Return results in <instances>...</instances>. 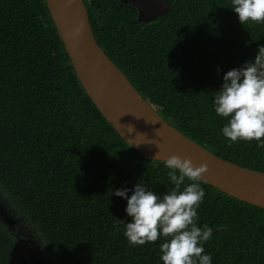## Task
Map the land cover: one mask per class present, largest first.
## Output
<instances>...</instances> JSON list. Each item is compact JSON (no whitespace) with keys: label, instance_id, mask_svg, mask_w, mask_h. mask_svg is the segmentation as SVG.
Wrapping results in <instances>:
<instances>
[{"label":"trees","instance_id":"obj_1","mask_svg":"<svg viewBox=\"0 0 264 264\" xmlns=\"http://www.w3.org/2000/svg\"><path fill=\"white\" fill-rule=\"evenodd\" d=\"M168 1L149 23L120 0L84 4L99 46L163 119L218 157L264 172V147L229 143L220 132L227 118L212 108L223 74L264 45V22L240 24L231 0ZM167 172L93 104L45 0H0V205L25 243L0 218V264H162L159 239L128 243L126 200L112 193L140 182L162 194L172 187ZM199 184L195 219L212 229V264H264V209Z\"/></svg>","mask_w":264,"mask_h":264},{"label":"water","instance_id":"obj_2","mask_svg":"<svg viewBox=\"0 0 264 264\" xmlns=\"http://www.w3.org/2000/svg\"><path fill=\"white\" fill-rule=\"evenodd\" d=\"M138 11V21L149 23L169 10L168 0H120ZM72 67L86 94L122 139L152 161L169 156L188 159L194 167L207 165L200 181L221 193L264 209V172L226 161L168 123L142 97L126 75L99 46L84 0H45ZM130 127L132 131L129 132ZM2 223L16 220L0 205Z\"/></svg>","mask_w":264,"mask_h":264},{"label":"clouds","instance_id":"obj_3","mask_svg":"<svg viewBox=\"0 0 264 264\" xmlns=\"http://www.w3.org/2000/svg\"><path fill=\"white\" fill-rule=\"evenodd\" d=\"M228 8L242 25L264 22V0H231ZM214 93V113L227 118L220 129L223 137L229 143L256 141L258 147H264V45L258 47L253 59L224 73L221 87ZM163 164L168 169L170 190L158 195L140 182L132 189H114L112 195L126 200L124 211L130 217L123 235L133 246L159 239L162 264H212L211 256L204 251L212 229L198 227L195 219L205 197L199 180L207 165L194 167L190 160L175 155Z\"/></svg>","mask_w":264,"mask_h":264},{"label":"flooded vegetation","instance_id":"obj_4","mask_svg":"<svg viewBox=\"0 0 264 264\" xmlns=\"http://www.w3.org/2000/svg\"><path fill=\"white\" fill-rule=\"evenodd\" d=\"M0 215L2 217V213ZM10 229H11V233L17 237L19 243L22 245H25L24 239L20 237V231H17V229L15 227H12ZM28 252L31 253V251H29V250H28ZM32 260L34 261L35 264H48L49 263L48 260H44V259H42V261H40L39 259L32 258Z\"/></svg>","mask_w":264,"mask_h":264},{"label":"rangeland","instance_id":"obj_5","mask_svg":"<svg viewBox=\"0 0 264 264\" xmlns=\"http://www.w3.org/2000/svg\"><path fill=\"white\" fill-rule=\"evenodd\" d=\"M1 214V213H0ZM0 218L2 219V217L0 216ZM24 249V248H23ZM25 250V249H24ZM26 251V250H25Z\"/></svg>","mask_w":264,"mask_h":264}]
</instances>
